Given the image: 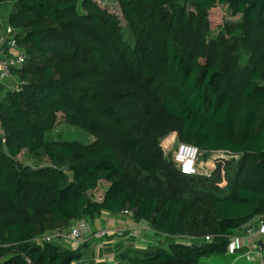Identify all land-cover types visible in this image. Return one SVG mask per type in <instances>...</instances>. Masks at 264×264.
Segmentation results:
<instances>
[{
    "label": "trees",
    "instance_id": "obj_1",
    "mask_svg": "<svg viewBox=\"0 0 264 264\" xmlns=\"http://www.w3.org/2000/svg\"><path fill=\"white\" fill-rule=\"evenodd\" d=\"M3 1L14 3L9 24L17 29L27 57L23 66L13 68L19 84L0 100V124L5 130L4 136L0 134V176L15 208L42 214L11 221L0 217V264H73L82 258L85 246L40 244L34 237L69 228L82 218L94 219L104 211L120 214L123 210L162 234V242L180 235L192 240L172 241L168 247L150 244L143 254L134 255L128 245L118 255L119 264H127L123 260L198 263L204 256L226 254L230 234L264 216V52L246 63L235 61L223 67L221 53L212 60L187 39L177 40L164 13L176 0H118L135 35V46L124 39L118 17L97 0ZM192 2L200 14L217 3L225 4L244 23L262 26L264 0ZM79 25L119 37L117 51L89 45L87 52L91 65L102 74L96 91L105 95L119 91L130 99L142 95L139 109L147 112L138 119L135 134L124 131L119 138L112 136L108 125L71 97L72 85L59 75L55 55L69 47L68 30ZM152 80L161 82L160 93L156 87L147 89ZM59 112L98 140L92 144L45 141ZM98 114L109 122L119 118L118 108L107 103H99ZM169 130L177 133L179 142L196 145L201 153H243L228 193L221 194L215 179L184 175L174 161L164 158L158 135ZM23 148L46 155L51 164L33 167L21 162L18 156ZM64 162L70 163L69 175ZM162 166L175 168L167 185L156 184L153 178ZM136 167L141 172L132 176ZM102 180L110 184L101 200L94 199L90 192ZM207 235L212 239L207 241Z\"/></svg>",
    "mask_w": 264,
    "mask_h": 264
},
{
    "label": "rangeland",
    "instance_id": "obj_2",
    "mask_svg": "<svg viewBox=\"0 0 264 264\" xmlns=\"http://www.w3.org/2000/svg\"><path fill=\"white\" fill-rule=\"evenodd\" d=\"M97 1L103 8L108 9L110 13L118 17L120 25L123 29L124 39L130 45L135 46V35L128 24L127 18L124 15L119 1ZM165 9L166 10L164 13L166 23L171 27L175 38L177 40L187 39L190 45L203 50L205 54L212 60L217 57L218 53H221L223 67H226L229 63H234L235 61L246 63V61L251 56L259 58L261 55H263L264 18L262 21V26L260 28L255 27L244 23L243 17L239 14L234 15L227 5L218 3L207 12L200 14L192 0H176L173 5L167 6ZM3 24V26H5L7 23ZM235 26H239V28L234 32L232 29ZM68 33L72 35V37L69 38V47L55 55V65L59 75L65 76L72 85L73 89L71 92L73 95L69 92L71 97L86 107L87 110L90 111V113L101 123L108 125V132H110L112 136L115 135L116 138H119L118 133H122L124 131L135 134V127H140V121L138 119L141 118L142 112H147V109H144L143 107L142 110L139 109V104L142 101V95L135 94V99H130L119 91L108 95L101 94L100 92L96 91V85L99 83L98 78L102 74H99L96 68L91 65L90 54L87 52V47L89 45H95L104 50L117 51L119 48V37H117L115 33L110 34L106 31H101L85 25H79V27L74 30H68ZM70 45H74L77 50L73 51V47ZM118 56L120 57L121 53H119ZM120 74L122 76L128 75L127 73ZM143 81L146 82L147 79L144 77ZM18 82L19 78L16 74L2 82L0 84V100L4 98L8 90H12V88L14 89ZM148 85L149 87H147V89H154L156 87L155 92L160 93L159 89H161V82L159 80H152V82ZM143 88H146L145 84L143 85L142 89ZM99 103L112 104L117 107L119 110L118 120L115 122H109L102 118L98 114ZM132 120L136 121L133 126L130 125ZM127 123H129L128 126H126ZM4 131V128L0 124V134L2 136L5 134ZM143 132L147 133V129L143 128ZM55 139L79 140L86 144H92L98 140L94 134L85 130L81 126L67 122L64 112L58 113L55 126L46 134L45 137V141L47 142ZM158 139L164 158L167 159L169 163H172L173 154L179 142L177 133L171 130L161 132L158 135ZM242 157L243 153H230L223 150H212L207 152L203 151L199 158L201 172L200 175H207L211 177V179H215L217 186L220 188L221 194H226L230 190L232 181L235 177V173ZM18 159L21 162L29 164L33 167H43L51 164L46 155L31 154L26 148H23L22 153L18 156ZM220 160H223L224 164L221 163L223 167L219 171V174L215 175L214 173ZM69 164V162H64L62 164V167L65 169L68 175L69 171L67 169ZM169 167L170 169H166L165 166H162L158 173L153 176L156 184L167 185L169 175L175 170L173 166ZM131 171L132 176L141 172L137 167L132 168ZM128 182H133L132 177H128ZM107 188V182L102 180L99 182L97 188L91 190V196L94 199L101 200L103 198L104 191H106ZM123 211L121 214L128 215L123 213ZM39 214H42V212L39 210L29 212L27 210H18L15 208L9 201L6 181L0 176L1 218L11 221L23 217L28 218L31 215L37 216ZM128 216L134 220L132 213H130ZM88 222L90 225H92L90 220H88ZM128 228L131 236L128 237L129 241L127 244L132 246L134 249L131 252L132 255L136 253L143 254L144 250L148 248L150 244H158L160 246L168 247L169 243L172 241L185 243L191 242L186 237H171L165 239V241L162 242L164 240L163 235L156 232L155 236H153L154 232L151 231L148 233L150 237L139 235L140 231L143 229L142 224L134 223ZM246 228L237 229L230 234L231 245L226 254L204 256L199 258L198 263L192 261L193 263L189 264H264V250L258 246L259 242L264 241V239L261 238L260 240H256L254 242L251 241V239L243 240V236L246 235ZM152 230L155 231L154 229ZM116 231L119 232L118 230ZM51 232H47L46 234H50ZM142 233L144 234V232ZM124 235L125 234L122 236ZM98 241L100 242V240ZM251 242H253V244ZM127 249L128 246L125 247L123 252ZM88 254L89 252L87 251L86 255ZM96 254L98 253L92 252L93 258L96 256H101L100 259L102 260L100 262L107 263L106 261H108V264H115V262H111V259H108L107 255H103L106 257H102V255H100L101 253L98 255ZM86 255L82 258L86 261H90L91 257ZM79 261H75L73 264H77ZM128 261L129 260H123V262L127 264L129 263ZM96 262L93 264H96ZM166 264L188 263L182 260L170 261Z\"/></svg>",
    "mask_w": 264,
    "mask_h": 264
},
{
    "label": "built area",
    "instance_id": "obj_3",
    "mask_svg": "<svg viewBox=\"0 0 264 264\" xmlns=\"http://www.w3.org/2000/svg\"><path fill=\"white\" fill-rule=\"evenodd\" d=\"M6 41L8 50L7 53H4L2 46ZM26 57L27 55L25 49L20 45L17 38V29L11 24L6 25L5 28L0 32V82L11 78L14 75L13 68L23 66L26 62ZM201 154L202 153L198 147L192 144L179 142L173 154V161L182 174L198 175L201 174L199 165V158ZM123 213L129 215L131 212L124 210ZM75 222L69 228H59L53 230L50 234L38 235L34 237L33 241L40 244L45 241L60 242L62 240L80 243L85 234L92 231V227L88 220L84 218L76 220ZM245 231L246 235L243 236V240L251 239V241L254 242L256 240H260L261 238L264 239V217L258 216L255 218L245 229ZM106 233V229H101L95 234L97 236H103ZM188 239L190 241L192 240L190 238ZM205 239L209 241L212 239V236L207 235ZM229 239L231 240L230 236ZM253 242L251 243L253 244Z\"/></svg>",
    "mask_w": 264,
    "mask_h": 264
},
{
    "label": "crops",
    "instance_id": "obj_4",
    "mask_svg": "<svg viewBox=\"0 0 264 264\" xmlns=\"http://www.w3.org/2000/svg\"><path fill=\"white\" fill-rule=\"evenodd\" d=\"M13 5L14 3L11 1L0 2V32L2 31V29L5 28L6 25L9 24V15L13 8ZM3 23H7V24L3 26L4 25ZM2 49L4 53H7L8 50L7 41L4 42ZM2 82H0V84ZM105 182H107L109 186L110 183L106 180ZM86 220H90V219L87 218ZM90 221L92 223L91 225L92 231L87 232L80 243H74L73 241H69V240L60 241L63 246H67L69 248H77L79 246L81 247L85 246V248L82 250V254L83 256H85L88 251L89 254L86 256L91 257V260L86 261L83 258H81V260L77 264H93L96 261H97L96 264H108V261H106L107 263L100 262L102 260L100 259L101 256H96L99 253H101L100 255H102V257H106L103 255H107L108 259L109 260L111 259V262H115V264H119L120 260L118 255L121 252H123L126 246H128L127 244L129 241L128 237L130 236L128 227H131V225L134 223L142 224L143 229L142 231H140L139 235L149 236L148 233L150 231L154 232L153 236H155L156 234V232L152 230V228L148 225L147 222L145 221L136 222L132 220L128 215H124L121 213L112 214L110 212L104 211L101 215L96 216L94 219H91ZM101 229H106L107 233L103 236H97L95 233L100 231ZM116 230H118L119 232H117ZM142 232H144V234ZM123 234L125 235L122 236ZM96 237H98L99 239ZM179 237H184V236L180 235ZM98 240H100V242ZM92 252L98 253L95 255L96 256L95 258H93Z\"/></svg>",
    "mask_w": 264,
    "mask_h": 264
},
{
    "label": "water",
    "instance_id": "obj_5",
    "mask_svg": "<svg viewBox=\"0 0 264 264\" xmlns=\"http://www.w3.org/2000/svg\"><path fill=\"white\" fill-rule=\"evenodd\" d=\"M259 247H260L262 250H264V241H260V242H259Z\"/></svg>",
    "mask_w": 264,
    "mask_h": 264
}]
</instances>
